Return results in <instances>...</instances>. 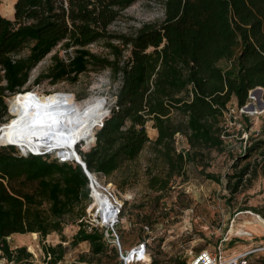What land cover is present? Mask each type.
<instances>
[{
  "label": "trees",
  "instance_id": "obj_1",
  "mask_svg": "<svg viewBox=\"0 0 264 264\" xmlns=\"http://www.w3.org/2000/svg\"><path fill=\"white\" fill-rule=\"evenodd\" d=\"M135 1L16 0L13 17L0 11L1 143L10 142L7 134L13 121L7 99L28 94L32 70L55 51L52 64L34 84L45 79L74 83L83 73L104 69L121 79L103 125L79 142L91 149L83 152L79 143L76 146L91 173L109 176L149 146L162 166L147 167L148 186L165 192L178 178L185 180L189 164L205 166L204 150L224 149L229 104L236 100L240 109L248 103L252 89H264V0H160L162 21L145 23L130 36L113 33L112 23ZM98 42L108 54L90 49ZM58 46L69 53L67 59L60 56ZM222 60L228 64L220 65ZM13 106L21 110L17 103ZM149 122L158 131L155 139L148 135ZM178 134L185 136L189 149H177ZM19 150L12 145L0 147V259L60 264L67 254L65 242L72 247L86 242L89 252H81L71 264H121L105 229L82 216V203L91 198L84 168L56 157L49 160L45 154L24 156ZM248 151H259L263 161L256 166L245 163L236 170L229 185L234 194L248 180L264 174V139ZM243 156L250 154L239 158ZM206 177L220 182L213 173ZM80 209L79 229L68 240L61 221ZM257 210L264 217V209ZM145 225L149 224H143V230ZM34 232L42 238L52 232L61 236L60 243L43 247L41 263H35L26 247L12 248L8 241L12 234ZM143 240L151 264H186V258L162 254L160 242L152 253L149 237L139 241Z\"/></svg>",
  "mask_w": 264,
  "mask_h": 264
},
{
  "label": "rangeland",
  "instance_id": "obj_2",
  "mask_svg": "<svg viewBox=\"0 0 264 264\" xmlns=\"http://www.w3.org/2000/svg\"><path fill=\"white\" fill-rule=\"evenodd\" d=\"M13 10L14 0H1L0 11L12 14ZM163 17L164 7L160 0H137L122 11L110 26V30L116 34L130 36L143 24L160 22ZM90 49L97 54H108L101 42L91 44ZM56 50L62 58L69 57V53L60 46ZM54 52L46 56L32 70L26 86V89L30 91L26 96L39 104L52 106H77L95 98L96 106L103 107V115L111 110L116 101L121 79L114 78L109 69L83 73L74 83L70 80L53 83L45 79L39 84H34L35 78L52 64L51 55ZM227 64L225 60L220 62L222 66ZM255 97L257 100L254 99ZM262 98L257 93L252 95L249 93L248 103L264 107L261 104ZM20 100L21 96L18 95L7 99L9 106L11 105L10 110L13 114H10L13 115V120L22 110L12 107V104L17 103L21 107ZM229 107L230 111L226 114L225 124L228 135L224 136V149L204 150L202 161L205 166L189 164L185 180L178 178L168 191L156 192L148 186L147 167L154 166L155 163H158L159 167L162 166L161 161L156 159L149 146L135 160L125 162L111 175L95 173L102 187L111 185L112 196L109 197L113 203L115 200L124 203L116 225L123 249H129L143 237H149L152 253L160 242L162 254L165 256L186 259L190 256L191 250L198 251L204 248L212 250L217 246H221L228 255L264 247V226L258 222V215L264 217L262 212L257 210L264 209V174L260 172L256 178L248 180L245 186L235 194L229 187L231 180L235 179L233 174L241 166L245 163L256 166L263 161L259 151L250 152L248 148L257 140L264 139V111L251 114L243 107L239 109L236 100L229 104ZM242 114L247 115L249 121H245ZM98 124L83 136L86 138L96 134L101 127H98ZM147 131L151 139H155L158 135L157 129L152 127V122L147 124ZM7 138L9 139L8 134ZM91 147L85 149V145L79 143V149L83 152L89 151ZM176 147L179 151L189 149L185 136L176 135ZM19 152L22 154L20 150ZM59 153V150H54L45 155L52 160L54 157L57 158ZM244 154H250V156L239 158ZM69 162L76 164L74 160ZM236 163L239 164L238 167H235ZM207 173L219 176L220 182L207 178ZM99 190L108 194L101 187ZM88 192L90 193L89 190ZM94 202L97 201L92 202L91 197L82 203V208H85V212L82 213V216L85 215V221L96 218L97 206L90 209ZM81 209L77 213L67 215L61 221L63 233L68 240H71L79 229ZM143 224H149L152 233L146 234L142 228ZM8 241L12 248L26 247L33 254L35 263H41L44 257L43 247L60 243L61 236L58 232H52L44 238L37 232L15 233L8 238ZM64 245L67 247V254L64 262L60 264H71L78 260L81 252H89V244L86 242H81L76 247H72L69 242H65ZM262 263H264V250L251 254L250 264ZM0 264L18 263L10 262L2 257Z\"/></svg>",
  "mask_w": 264,
  "mask_h": 264
},
{
  "label": "bare ground",
  "instance_id": "obj_3",
  "mask_svg": "<svg viewBox=\"0 0 264 264\" xmlns=\"http://www.w3.org/2000/svg\"><path fill=\"white\" fill-rule=\"evenodd\" d=\"M20 104L22 112L10 123L9 141L16 143L23 154L38 152H51L59 150L62 156L76 161L78 156L76 146L81 142L89 129L104 121L109 114V110L103 115V107L96 106V99L86 100L77 106H52L39 104L26 95H21ZM254 99L257 100V97ZM10 108V106H9ZM264 111V107L255 104L254 109L248 110L255 114ZM11 113L13 114L12 110ZM103 116V118H102ZM1 132V131H0ZM82 137V138H81ZM79 138V139H78ZM78 139L75 143L74 141ZM74 143V145H73ZM7 144V143H1ZM94 180L98 182L95 174ZM99 183V182H98ZM93 195L101 204L103 214L107 217L115 218V208L109 196L99 190L96 184L93 185ZM258 222L264 226V218L259 216Z\"/></svg>",
  "mask_w": 264,
  "mask_h": 264
},
{
  "label": "built area",
  "instance_id": "obj_4",
  "mask_svg": "<svg viewBox=\"0 0 264 264\" xmlns=\"http://www.w3.org/2000/svg\"><path fill=\"white\" fill-rule=\"evenodd\" d=\"M29 154L30 153L28 154L22 153V155L24 156H27ZM57 158L61 162L72 160V159H65V157L62 156V154L60 153L57 155ZM92 174H95V173H92ZM89 181H90L89 187H90V195L92 197V202L97 201L96 197L93 195V189H94L93 185L94 184H96L99 189L100 187L103 188L104 191L108 192L109 195L103 192L104 194H106L107 196H112V193L110 191L111 185L109 187H102L100 183H98L96 180H94V178H91V177H89ZM96 203L94 202V204L90 208V209H93L94 207L97 206L96 218L92 219V221H89V223L91 225L100 226L105 229L106 235L111 238V241L118 249L121 264H139V263L151 264L152 257L148 250V245H147L148 239L147 241H144V240L138 241L136 244L131 246L129 249H123L120 235L116 230V225L119 222V217H120V214L122 213L121 209L124 203L116 201V200H115V203H113L114 208H115V212H114L115 218L114 219L113 218L109 219V217L103 214L102 209H101V204L98 201ZM144 230L148 234L152 233L149 225H145ZM110 231H112V233H110ZM261 250H264V247L256 248L250 251H245V252L235 254V255L226 254L224 249L221 246H217L215 247V249H212V250L208 248H204L198 251L191 250L190 256L188 257L186 264H249L251 254L257 251H261Z\"/></svg>",
  "mask_w": 264,
  "mask_h": 264
},
{
  "label": "water",
  "instance_id": "obj_5",
  "mask_svg": "<svg viewBox=\"0 0 264 264\" xmlns=\"http://www.w3.org/2000/svg\"><path fill=\"white\" fill-rule=\"evenodd\" d=\"M250 93H251V94H256V93H257V94L260 96V98L263 97V98H262V101H261V104H262V106H264V89H263V87L258 86V87H256V88L252 89V90L250 91ZM254 107H255V104H254V103H248V104L244 105L243 109L246 110V111H248V110H250V109H254ZM110 111H111V110H109V112H110ZM9 113H11V112H10V108H9ZM101 125H103V122L101 123ZM1 129H2V125H0V131H1ZM8 145L17 146L16 143L8 142L7 144H2V145H0V147H1V146H8ZM32 153H33V154H37V155H41V154H47V151L44 152V153H41V154H39L38 152H33V151H32ZM62 153H64V152H60V154H62ZM65 159H70V158H65ZM76 162L79 163V164L84 168V170H85L86 173L89 175V177L93 178V177H92V173L88 170V168H87V164L85 163V161H84L83 159L80 160L79 158H77V159H76Z\"/></svg>",
  "mask_w": 264,
  "mask_h": 264
},
{
  "label": "crops",
  "instance_id": "obj_6",
  "mask_svg": "<svg viewBox=\"0 0 264 264\" xmlns=\"http://www.w3.org/2000/svg\"><path fill=\"white\" fill-rule=\"evenodd\" d=\"M15 1H16V0H14V3H15ZM1 13L4 14V15H7L8 17L11 18V17H13L14 10L12 11V14L3 13L2 11H1Z\"/></svg>",
  "mask_w": 264,
  "mask_h": 264
}]
</instances>
